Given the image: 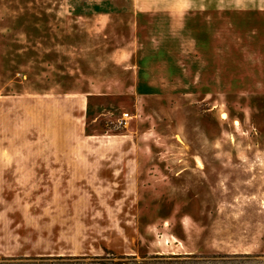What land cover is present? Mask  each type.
<instances>
[{
  "label": "rangeland",
  "instance_id": "1",
  "mask_svg": "<svg viewBox=\"0 0 264 264\" xmlns=\"http://www.w3.org/2000/svg\"><path fill=\"white\" fill-rule=\"evenodd\" d=\"M0 264H264V0H0Z\"/></svg>",
  "mask_w": 264,
  "mask_h": 264
},
{
  "label": "bare ground",
  "instance_id": "2",
  "mask_svg": "<svg viewBox=\"0 0 264 264\" xmlns=\"http://www.w3.org/2000/svg\"><path fill=\"white\" fill-rule=\"evenodd\" d=\"M221 118L224 119V120H228V119H229L228 111L223 110V111L221 112ZM235 124H236V125H239V124H240L239 119H238V120H235ZM185 221H186V219H185ZM180 244L183 245L182 242H180ZM183 247H184V246H183ZM184 250H185V251H184L183 253H185V254H191V252H190L188 249H185V248H184Z\"/></svg>",
  "mask_w": 264,
  "mask_h": 264
},
{
  "label": "crops",
  "instance_id": "3",
  "mask_svg": "<svg viewBox=\"0 0 264 264\" xmlns=\"http://www.w3.org/2000/svg\"><path fill=\"white\" fill-rule=\"evenodd\" d=\"M149 224H153V222H151V223H149ZM153 239H151V240H149V241H152ZM184 240H186V239H184ZM150 245V244H149ZM188 246H189V243H188ZM190 247V246H189ZM150 248H151V250H152V247H151V245H150ZM153 251V250H152Z\"/></svg>",
  "mask_w": 264,
  "mask_h": 264
}]
</instances>
